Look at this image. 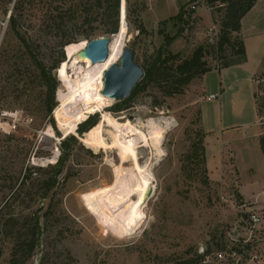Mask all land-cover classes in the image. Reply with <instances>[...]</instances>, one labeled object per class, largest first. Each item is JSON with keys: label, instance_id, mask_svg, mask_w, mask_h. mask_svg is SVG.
<instances>
[{"label": "rangeland", "instance_id": "obj_1", "mask_svg": "<svg viewBox=\"0 0 264 264\" xmlns=\"http://www.w3.org/2000/svg\"><path fill=\"white\" fill-rule=\"evenodd\" d=\"M16 1L0 0L4 23H0V264H179L207 249L209 255L201 264H237L230 251L248 264L257 247L264 249V222L256 230L254 244L245 243L253 227L251 215L257 213L264 220V207L251 206L241 194L247 187L255 195L263 193L264 201L259 140L264 135V108L259 116L257 107V98L264 94V0L256 2L242 20L241 31L232 37V42L244 40L245 61L223 69L225 61L240 57L232 46L216 61L210 53L222 28L215 8L201 3L188 18L192 0H125V48L134 52L144 76L159 53L163 59L184 60L200 46L206 49L204 60L211 71L193 80L183 94L167 97L161 86L151 84L94 112L86 121L94 118L105 126L106 147L99 150L80 140L84 134L68 135L59 126L58 114L64 108L59 98L60 71L69 60L61 43L74 34L85 43L88 33L92 39L111 40L112 35L104 34L101 19L91 27L67 25L64 32L58 30L44 15L47 0H26L12 28L7 18ZM181 7L182 23L177 17ZM138 23L144 29L141 33ZM166 38L175 40L168 43ZM62 53L65 61L54 69ZM40 65L57 80V106L52 113L44 104ZM81 66L86 73L84 64L75 69ZM73 70L70 74L75 78ZM210 95L216 99L208 101ZM114 119L133 124H146L149 119L170 122L160 149L139 150V162L152 176L151 195L146 202L141 197L140 227L124 238L108 231L82 200L83 194L115 179L122 139L106 122ZM48 133L53 137H46ZM69 136L79 144L56 186L43 195V184L53 177L49 165L57 163L60 143ZM199 140L205 148L204 163L188 158ZM37 218V247L26 260L17 240L28 236Z\"/></svg>", "mask_w": 264, "mask_h": 264}, {"label": "trees", "instance_id": "obj_2", "mask_svg": "<svg viewBox=\"0 0 264 264\" xmlns=\"http://www.w3.org/2000/svg\"><path fill=\"white\" fill-rule=\"evenodd\" d=\"M47 1L49 4L43 9L44 15L47 19L52 20L53 26L58 30L64 32V27L67 29V25H69L71 29L83 28L85 26L91 27L95 22H97V20L101 19L105 26L104 34L116 35L119 31L121 0H96L95 4L84 2L85 0ZM197 1L198 0H192V3ZM257 1L259 0H205L208 6L215 8L216 12L220 14L222 24L218 41L216 44L211 45L212 51H210V53L214 56L216 61V59L218 60L219 58H224L225 48L227 46H232L233 49H236L234 54L240 57V59L230 62L225 61L224 65L220 69L236 66L245 61L246 48L244 40L232 42V37L233 34L241 31L242 20L254 8ZM25 4L26 0H17L15 2L13 12L9 19V24L12 28L16 27L20 11L24 9ZM5 12L7 15L6 9ZM183 12L184 7H181L177 15L181 23L185 22ZM188 13V18H190V13L193 12ZM137 30L140 33L144 31L140 23H138ZM76 36V34L68 36L67 39L62 41L61 47L65 48L68 45L80 43ZM91 36L92 35L90 33L86 34V40H93ZM166 40L168 43H171L175 39L173 38L172 40H169L166 38ZM205 53L206 49L203 46L198 47L190 58L184 60H181L180 56L172 58L167 57L163 59L162 53H159L154 63L145 70V76L141 81L142 85H136L134 89L135 91H133L135 93L138 91H144L149 85L156 84L161 86V89L167 97H174L176 95L183 94L185 88L188 87L193 80L198 78L202 79L206 73L211 71V69L207 67V63L204 60ZM64 61L65 55L62 53L61 58L57 62L54 69H58L59 65ZM38 69L40 72V79L45 86L44 104L48 113H52L57 106V103L55 102L57 80L56 77L52 75L51 71H47L42 65H40ZM257 107L258 114L261 116L264 108V94L262 97L257 98ZM97 123V119L94 120V118H91L85 123H81V125L79 124L80 127H77L71 135H77L78 131L80 136L84 134V136L80 139L83 141L87 137V134L98 125ZM259 140L261 151L264 154V135H262ZM78 144L79 141L75 136L66 137L61 141L60 150L62 154L56 164L49 165V168L53 171V177L51 180H48L43 184V195L51 192L56 186L58 179L65 172L66 163L70 158L72 149ZM194 146L193 153L188 158H191V160L198 159V162L204 163L205 148L202 140H199ZM87 152L91 154L90 150H87ZM38 236L39 220L37 218L33 225L30 226L28 236H26L25 239L18 238L17 240L16 246L23 252L24 255L26 254V260L33 255V252L37 247ZM208 255L209 249H207L204 254H196L195 257L181 259L179 264H201V262H203Z\"/></svg>", "mask_w": 264, "mask_h": 264}, {"label": "bare ground", "instance_id": "obj_3", "mask_svg": "<svg viewBox=\"0 0 264 264\" xmlns=\"http://www.w3.org/2000/svg\"><path fill=\"white\" fill-rule=\"evenodd\" d=\"M125 7L126 1L122 0L121 27L116 35H112L109 56L105 62L93 64L86 59L81 54L87 47L85 42L65 47L69 60L60 71L63 88L59 98L64 108L62 107L59 111L58 123L68 135L72 134L78 125L86 121L94 112L110 106L114 101L103 95L104 76L121 60L125 49L128 33ZM80 64L87 67L86 73H82L85 71L82 66L78 70L75 69ZM70 69H74L75 78L73 74H70ZM106 122L108 127L113 128L122 139L117 146L121 163L114 168L115 179L112 184L83 194L82 200L87 209L108 231L117 237L124 238L140 227L143 214L141 213V197L146 202L152 188V176L147 167L141 166L139 150L144 147L150 149L154 147L157 150L163 143L170 122L155 119H149L146 124H133L129 121L122 123L116 119ZM104 128L102 123L94 127L87 134L85 144L98 150L106 147ZM46 137L52 138L53 135L48 133ZM55 159L56 157L49 161L54 162ZM127 163H131L128 169L125 167ZM134 196L138 197L136 201L132 200Z\"/></svg>", "mask_w": 264, "mask_h": 264}, {"label": "water", "instance_id": "obj_4", "mask_svg": "<svg viewBox=\"0 0 264 264\" xmlns=\"http://www.w3.org/2000/svg\"><path fill=\"white\" fill-rule=\"evenodd\" d=\"M123 17L122 0L120 5V24ZM10 16L8 17L9 20ZM119 32V31H118ZM109 37H100L87 43L86 49L81 53L93 64L103 63L109 56ZM135 54L130 48H125L121 58V64L112 66L104 76L103 95L121 102L130 97L138 82L144 76L142 67L134 62ZM45 136V134H43ZM151 192L149 193V198Z\"/></svg>", "mask_w": 264, "mask_h": 264}, {"label": "built area", "instance_id": "obj_5", "mask_svg": "<svg viewBox=\"0 0 264 264\" xmlns=\"http://www.w3.org/2000/svg\"><path fill=\"white\" fill-rule=\"evenodd\" d=\"M201 3L206 4L205 0H198L197 2L192 3L190 5L189 12L195 13L196 11H198V5ZM7 20H8V18H7ZM0 23H1V25H4V23L1 20H0ZM215 99H216V96L210 95L208 98V101H212ZM251 220H252L253 227L251 228V230L248 233V236L245 240V243H248V244H252V243L254 244V242L256 241L255 240L256 230L261 229L263 222H264L263 217H261L257 213L251 215ZM256 249L257 250H255V252L250 255V259H249L248 264H264V249H258V247ZM226 250H225V252H226ZM223 252H221V253H223ZM229 256H231L232 258H236L237 264H243V261L245 262L244 258L238 257L236 254L231 253V251H230Z\"/></svg>", "mask_w": 264, "mask_h": 264}, {"label": "crops", "instance_id": "obj_6", "mask_svg": "<svg viewBox=\"0 0 264 264\" xmlns=\"http://www.w3.org/2000/svg\"><path fill=\"white\" fill-rule=\"evenodd\" d=\"M241 194L244 197L245 201L249 202L251 206H262V208L264 207V201L262 200L263 193L255 195L253 193H250L247 187H244L241 191Z\"/></svg>", "mask_w": 264, "mask_h": 264}]
</instances>
